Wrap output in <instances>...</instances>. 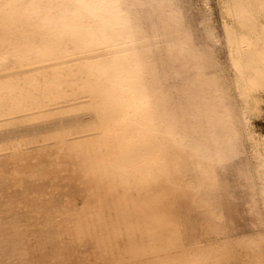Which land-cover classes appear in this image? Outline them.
Listing matches in <instances>:
<instances>
[{"label": "bare ground", "instance_id": "1", "mask_svg": "<svg viewBox=\"0 0 264 264\" xmlns=\"http://www.w3.org/2000/svg\"><path fill=\"white\" fill-rule=\"evenodd\" d=\"M220 2L249 121L264 91V0ZM0 18L15 34L0 36V264H88L102 176L139 187L165 175L134 17L127 0H0ZM251 141L264 200V139ZM164 194L147 199L143 222L159 252L148 244L136 264H264L262 235L183 248Z\"/></svg>", "mask_w": 264, "mask_h": 264}, {"label": "rangeland", "instance_id": "2", "mask_svg": "<svg viewBox=\"0 0 264 264\" xmlns=\"http://www.w3.org/2000/svg\"><path fill=\"white\" fill-rule=\"evenodd\" d=\"M217 1L127 0L154 106L165 175L138 188L112 175L102 176L97 203L102 220L96 224L100 233H87L91 237L84 251L88 264L145 262L151 256L144 252L147 245L157 248L162 240L158 233L146 231L145 207L147 199L161 193L166 197L157 199L159 209L170 212L179 224L185 249L231 244L246 236L264 238V200L251 141L253 136L264 139V91L260 109L248 121L229 63ZM3 24L0 20V36H15L2 29ZM88 214L93 228L95 211ZM101 221L107 226L102 227ZM165 244L175 251L173 243Z\"/></svg>", "mask_w": 264, "mask_h": 264}]
</instances>
